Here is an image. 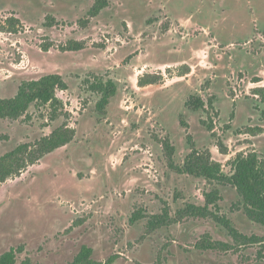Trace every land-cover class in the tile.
Listing matches in <instances>:
<instances>
[{
    "label": "rangeland",
    "instance_id": "374dc122",
    "mask_svg": "<svg viewBox=\"0 0 264 264\" xmlns=\"http://www.w3.org/2000/svg\"><path fill=\"white\" fill-rule=\"evenodd\" d=\"M95 2L0 0V98L59 73L68 89L57 96L69 112L56 121L34 109L30 121L0 120V156L64 121L75 130L70 143L0 181V255L22 248L16 264H68L88 245L95 260L116 255V264H264L263 244L240 246L210 217H180L218 189L233 225L264 237L235 187L178 173L163 145L173 144L177 165L192 143L210 150L227 174L239 153L264 159L256 93L264 87V0H109L91 17ZM72 40L83 48L65 49ZM146 74L161 81L141 86ZM99 77L117 86L103 112L85 81ZM192 96L205 107L190 109ZM165 208L170 222L152 229ZM137 211L145 217L133 222ZM205 234L234 248H196Z\"/></svg>",
    "mask_w": 264,
    "mask_h": 264
},
{
    "label": "trees",
    "instance_id": "16d2710c",
    "mask_svg": "<svg viewBox=\"0 0 264 264\" xmlns=\"http://www.w3.org/2000/svg\"><path fill=\"white\" fill-rule=\"evenodd\" d=\"M109 0H96L95 4L89 11V16L98 15L101 10L108 7ZM48 26L55 24L56 20L50 17ZM85 24L88 19H84ZM65 49L78 50L83 48V44L78 41H69ZM64 46V47H65ZM48 49V46H45ZM160 76L146 74L139 78L141 86L157 84L161 81ZM89 88L100 94L97 102V109L105 111L112 96L116 94L117 86L113 79L104 80L99 77L95 80H85ZM68 83L59 73L46 74L38 79L24 80L19 85L17 93L8 98H0V120H24L33 119V109L41 112L42 116L47 117L50 121H56L61 118H69V112L65 109L64 102L57 96L58 90H67ZM256 93L262 97L264 102V87L256 89ZM190 109L197 110L205 107V101L200 96H192L187 101ZM212 130L213 125H208ZM75 136V130L64 121L61 126L54 129L51 134L43 136L33 143H21L14 149L0 156V181H6L11 176L18 174L29 163H36L48 153L61 148L70 143ZM7 138V135H5ZM189 141L190 137H189ZM165 150L169 154L171 168L181 174H190L196 177H204L208 180L216 181L224 185H232L243 200V208L246 215L254 222L264 225V159L260 158L256 152L244 154L239 153L231 162L233 172L227 174L223 171L221 163L213 160L210 150L199 151L192 143V151L186 157L182 165L173 162L175 148L168 138L163 140ZM221 194L218 189L205 193V204L197 205L189 203L179 211L180 217H202L212 218L218 224L228 230L240 246L263 244L264 237L258 235H247L239 231L232 220L223 214L218 205ZM145 215L141 211L133 214V222L142 219ZM170 222L168 210L165 208L163 214L154 215L149 224L152 229ZM200 250H222L229 251L234 245L229 242L215 240L210 234H205L195 244ZM22 248H11L0 255V264H16L18 252ZM93 248L83 245L72 261L68 264H116L117 256L111 255L104 262L97 261L93 258ZM25 264H33L29 259L24 261Z\"/></svg>",
    "mask_w": 264,
    "mask_h": 264
}]
</instances>
